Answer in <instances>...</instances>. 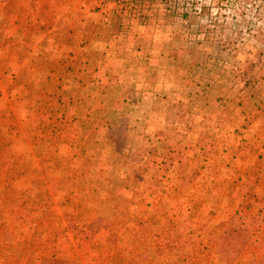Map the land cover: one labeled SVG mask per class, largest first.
<instances>
[{"label":"rangeland","instance_id":"rangeland-1","mask_svg":"<svg viewBox=\"0 0 264 264\" xmlns=\"http://www.w3.org/2000/svg\"><path fill=\"white\" fill-rule=\"evenodd\" d=\"M264 264V0H0V264Z\"/></svg>","mask_w":264,"mask_h":264},{"label":"trees","instance_id":"trees-1","mask_svg":"<svg viewBox=\"0 0 264 264\" xmlns=\"http://www.w3.org/2000/svg\"><path fill=\"white\" fill-rule=\"evenodd\" d=\"M257 216L248 218L247 214L235 213L224 226L216 244V254L225 262L232 264L243 253L245 247L256 234Z\"/></svg>","mask_w":264,"mask_h":264}]
</instances>
